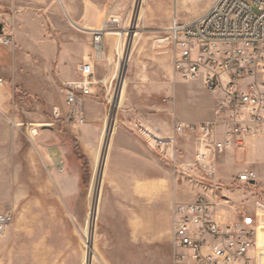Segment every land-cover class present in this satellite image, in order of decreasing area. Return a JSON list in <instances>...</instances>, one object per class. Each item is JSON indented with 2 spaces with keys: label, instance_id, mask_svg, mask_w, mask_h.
I'll use <instances>...</instances> for the list:
<instances>
[{
  "label": "rangeland",
  "instance_id": "1",
  "mask_svg": "<svg viewBox=\"0 0 264 264\" xmlns=\"http://www.w3.org/2000/svg\"><path fill=\"white\" fill-rule=\"evenodd\" d=\"M117 1L101 60L88 43L97 83L84 102L83 125L53 121L52 108L63 113L64 97L46 62L19 61L16 78L7 80L0 96V214L12 221L0 236V264H174L173 206L209 188L175 169L192 162V138L179 137L162 155L139 128L169 137L180 122L175 111L199 119L216 104L218 95L200 83L173 77L170 46L161 41L174 17L194 18L214 0ZM258 145L225 152L215 173L221 195L256 214L263 248L264 144ZM52 158L62 168L53 170ZM244 171L256 180L238 186Z\"/></svg>",
  "mask_w": 264,
  "mask_h": 264
},
{
  "label": "built area",
  "instance_id": "2",
  "mask_svg": "<svg viewBox=\"0 0 264 264\" xmlns=\"http://www.w3.org/2000/svg\"><path fill=\"white\" fill-rule=\"evenodd\" d=\"M105 28L108 25L92 36L96 60L102 59ZM161 41L170 46L174 78L200 81L208 93L218 95L210 120L176 122L172 135L163 138L139 128L147 146L162 155L175 148L179 137L192 138V162L187 168L175 164V169L209 184L194 200L173 206L174 264H264V246L257 244L256 214L252 217L222 196L215 173L217 160L225 152L264 139V0H214L190 23L174 17ZM0 45H13L12 36L3 30ZM78 74V80L62 84L64 112L52 108L55 123H85L83 100L92 96L97 83L93 64H80ZM4 84L0 78V90ZM58 165L62 168L61 161ZM255 180L253 171L236 177L238 186ZM11 221L10 213L0 214V236Z\"/></svg>",
  "mask_w": 264,
  "mask_h": 264
},
{
  "label": "crops",
  "instance_id": "3",
  "mask_svg": "<svg viewBox=\"0 0 264 264\" xmlns=\"http://www.w3.org/2000/svg\"><path fill=\"white\" fill-rule=\"evenodd\" d=\"M33 1L0 0L2 30L4 34L11 35L13 39L12 46H4L7 49L0 50V78L5 80V84L0 90L1 97L8 91L7 80L16 78L19 61L36 59L46 62L50 70L52 69L55 76L60 79L61 85L76 81L79 78V65L82 63L92 64L89 61L88 43L90 42L89 40L92 41L93 33L101 30L106 25L109 26L112 22L111 20L117 18L116 6L118 1L116 2V0ZM167 1L165 0V2ZM211 4H209V7ZM7 5L10 6L8 11H5ZM155 14L156 12L153 11L152 15L154 16ZM202 14L187 20L177 19L182 23H190ZM169 15L170 11H168L165 21H168ZM192 83H200L202 85L200 81L190 82L186 85L190 86ZM175 85H178V82L171 88L173 95H175ZM172 94L169 93L168 95ZM88 101V97L84 98L83 104ZM214 106L210 108L205 117L202 115L199 119H188L184 113L178 111H175L174 116L184 123L204 121L206 118L210 120ZM147 130L150 131L149 128ZM161 135L162 131H159L158 136L161 137ZM255 142L259 143L258 146L261 147V144H264V139L249 141L246 146ZM46 159L50 160L49 155L46 156ZM59 162L58 160L55 163L54 158L51 159L50 164L53 170H57ZM137 184L139 185L138 187H141V183L138 182ZM224 191L223 189V194ZM225 197L227 196L225 195ZM234 206L238 207L235 204ZM249 214L252 217L254 216V214Z\"/></svg>",
  "mask_w": 264,
  "mask_h": 264
},
{
  "label": "water",
  "instance_id": "4",
  "mask_svg": "<svg viewBox=\"0 0 264 264\" xmlns=\"http://www.w3.org/2000/svg\"><path fill=\"white\" fill-rule=\"evenodd\" d=\"M2 33V24L0 23V34ZM253 182H251L252 184Z\"/></svg>",
  "mask_w": 264,
  "mask_h": 264
}]
</instances>
